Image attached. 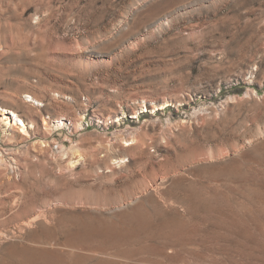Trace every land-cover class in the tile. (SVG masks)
Here are the masks:
<instances>
[{
	"label": "rangeland",
	"instance_id": "374dc122",
	"mask_svg": "<svg viewBox=\"0 0 264 264\" xmlns=\"http://www.w3.org/2000/svg\"><path fill=\"white\" fill-rule=\"evenodd\" d=\"M0 105V264H264V0H0Z\"/></svg>",
	"mask_w": 264,
	"mask_h": 264
},
{
	"label": "bare ground",
	"instance_id": "6f19581e",
	"mask_svg": "<svg viewBox=\"0 0 264 264\" xmlns=\"http://www.w3.org/2000/svg\"><path fill=\"white\" fill-rule=\"evenodd\" d=\"M27 98H29V100L30 101H26L27 103H34L35 101H34V99L31 97V96H29V95H27L26 96ZM31 106V105H30ZM29 105H27V108L28 107H30ZM36 106V105H35ZM143 107V106H142ZM163 107H160V109H162ZM42 121V120H41ZM43 124H44V126L46 125V126H48L47 125V123H46V121L43 119ZM54 126L55 127H61L62 125H63V123L61 122V121H55L54 122ZM45 126V127H46ZM0 129H2V131L3 132H9V133H11V135L12 134H14L15 136H17V135H19V136H27L28 137V133H29V131H31L32 129H34V126L31 124V123H29L28 121H25L23 118H21V116L17 113V111H15L14 109H11V108H8V107H5V106H1L0 105ZM6 134V133H5ZM13 135V136H14ZM18 136V137H19ZM21 137V138H22ZM123 141V140H122ZM124 142V144H125V147H127V146H130V145H133L134 144V142H135V139H134V137L132 136L128 141H123ZM123 144V145H124ZM42 145V144H41ZM73 157H74V159H73V161L70 163L71 165H73V166H75V165H77V164H79V162H80V160H81V156L78 154V153H74L73 154ZM125 159V158H124ZM121 161H123V160H121ZM120 161V162H121ZM127 161V160H126ZM123 162H125V161H123ZM122 163V162H121ZM120 163V164H121ZM14 205V204H13ZM140 225V224H139ZM117 227V226H116ZM129 227H131V226H129ZM127 228V227H126ZM124 230V228L123 229H120V231L119 232H121V231H123ZM127 230H129V228L127 229ZM131 230V229H130ZM115 231V230H114ZM124 231H126V229L124 230ZM111 232H112V230H111ZM109 233V234H108ZM108 233H107V238H108V235H110V231H108ZM127 233V232H126ZM130 233V232H129ZM1 234V233H0ZM114 233H111V235H113ZM120 234V233H119ZM84 235H85V233H84ZM111 235H110V237H111ZM1 236H4V235H1ZM0 236V237H1ZM114 236V235H113ZM112 236V237H113ZM122 236H123V234H122ZM84 237V236H83ZM90 238V237H89ZM116 238V237H115ZM120 238V237H119ZM124 238V237H123ZM2 239V238H1ZM117 239V238H116ZM85 240V238H83V240L82 241H84ZM102 240V239H101ZM83 243V242H82ZM85 243V242H84ZM112 243V242H111ZM124 243V242H123ZM115 244V243H114ZM12 254H14V253H12ZM15 255V254H14ZM16 256V255H15ZM78 257V256H77ZM11 258V257H10ZM84 258V257H83ZM15 260H16V257H15ZM29 261H31V260H28V262L26 263V264H29L30 262ZM34 262H31V264H33ZM13 264V263H12Z\"/></svg>",
	"mask_w": 264,
	"mask_h": 264
}]
</instances>
